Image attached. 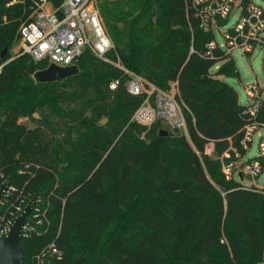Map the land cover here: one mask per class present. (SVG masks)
<instances>
[{
	"label": "trees",
	"instance_id": "obj_1",
	"mask_svg": "<svg viewBox=\"0 0 264 264\" xmlns=\"http://www.w3.org/2000/svg\"><path fill=\"white\" fill-rule=\"evenodd\" d=\"M99 9L116 43L111 59L162 89L177 81L192 113H186L187 135H160L159 122H131L141 97L128 93L122 70L89 50L78 59L77 74L55 82L33 79L46 61L25 54L10 59L0 71V185L16 188L1 211L8 217L35 196L47 205L48 219L40 234L23 235L24 264H37L36 255L51 242L61 251L51 264H71L79 252L82 264H264V193L227 180L220 158L205 151L212 142L217 154L227 151L234 159L231 149L252 122L222 79L237 75L234 60L220 50L205 55L211 36L186 14L183 0H99ZM156 11L160 23L153 20ZM20 24L0 23V51L7 50L0 61L11 58ZM119 24L127 35L123 46ZM159 46L167 50L163 61ZM115 78L120 83L111 90ZM24 117L34 126L21 122ZM138 132H144L142 146H118ZM129 201L127 215L122 207ZM119 218L122 227L99 250Z\"/></svg>",
	"mask_w": 264,
	"mask_h": 264
},
{
	"label": "built area",
	"instance_id": "obj_2",
	"mask_svg": "<svg viewBox=\"0 0 264 264\" xmlns=\"http://www.w3.org/2000/svg\"><path fill=\"white\" fill-rule=\"evenodd\" d=\"M0 2L8 9V13L0 14V23L21 20L18 39L14 43L17 50L11 58L0 61V71L10 59L24 54L34 62L46 61L45 67L49 64L60 67L77 65L83 52L89 50L96 58L122 70L128 76L124 83L128 93L141 97L142 101L133 112L131 122L143 127H150L159 122L161 129L168 132L179 131L187 135L186 113H190L191 116L192 113L179 96L177 81H172L169 88L162 89L144 76L125 68L118 57L113 60L108 56L115 47L105 31L99 0H0ZM183 2L186 14L196 20L202 32L211 36L205 45L207 57L212 58L215 50H220L232 58L234 51L249 55L260 48L263 52L264 68V8L260 4L253 0H183ZM231 17L235 21L222 32L223 43L218 44L215 40V31L225 27ZM192 51L190 48V52ZM1 58L3 56L0 54V60ZM119 83L120 80L115 78L109 82L108 87L114 90ZM246 94L249 98L246 111L252 122L243 128L240 145L236 149L231 147L234 159L227 163L223 162L221 169L227 180H236L241 188L264 193V181L258 182L264 172V120L258 119L261 109H264L262 99L264 79L261 82L257 79L249 82L246 85ZM259 128H262L263 132L259 136L258 155L246 159L252 136ZM227 154L226 151L225 155ZM4 182L7 186L0 198L1 236L8 234L17 217L16 214L25 201L17 205L14 211L11 210L7 217L6 211L2 212L1 209L5 206L9 193L16 187L13 183ZM46 210L47 205L42 199L35 198L28 216L29 223L24 227L23 235L40 234V226L48 224ZM60 257L61 251L51 242L36 255V261L37 264H51Z\"/></svg>",
	"mask_w": 264,
	"mask_h": 264
},
{
	"label": "rangeland",
	"instance_id": "obj_3",
	"mask_svg": "<svg viewBox=\"0 0 264 264\" xmlns=\"http://www.w3.org/2000/svg\"><path fill=\"white\" fill-rule=\"evenodd\" d=\"M253 1L260 4L264 8V0H253ZM158 13L159 12L156 11V15L153 17V20L156 21L157 23H160L161 18L157 16ZM234 21H235V19L233 17H231L229 19V21L226 23L225 27H221L220 31H218V30L215 31V40L218 44L223 43L222 32L225 31L227 27L232 26ZM118 26H119V28H118L119 31L121 29L124 30V32H122V34H120V40H119V44H118V46H123V42L126 40V37H127L126 30L123 28V26L121 24H119ZM108 36L111 39V41L113 42V44H116L115 41L112 39V37L109 34H108ZM16 50H17V46L14 44L10 49V54L13 55L16 52ZM156 52H157V54H159L158 58L160 59V61H163L166 54H167L166 47L165 46H159L157 48ZM262 56H263V52L260 48L255 49L253 51V53L249 54V55L241 54L238 51L232 52V58H233L234 63H235L237 75L234 77H222V79L225 82H227L234 89V91L237 94V99H238L239 104L246 105L249 102V98L246 94V85L249 82H254L256 79L259 82L263 81V79H264V68H263ZM143 58H145L148 61L147 57H143ZM216 68H217V65H214L211 68V71L214 72L216 70ZM169 86H170V84H169ZM262 99L264 100V95L262 96ZM35 118H37V117H35ZM21 122H23L27 127H33L34 126V123L31 121L30 117L22 118ZM262 132H263L262 128H259L253 134L252 141H251V144L249 146V150L246 152V155H245L246 159L253 158V157H256L258 155L259 136H260V134H262ZM144 142H145L144 132H138L137 134L129 135L128 137L120 140L118 146L119 147L126 146L129 143H134L137 146H142V144ZM234 149H236V148H234ZM205 151L210 156H213V158H220L221 167H222L223 162L227 163V162H230L232 160L229 153L227 155H225V152H223L220 155L217 154L214 151V144L212 142L208 143L205 146ZM231 153L233 154L232 150H231ZM263 181H264V172L260 176L258 182L262 183ZM132 198H134V196L131 197V200H132ZM29 200H30V198L25 200L22 203L21 209L16 214V216H18L23 211L24 206L28 203ZM129 205H130V201L127 202L124 207H122V210L124 212H126V208H128ZM126 213L128 215V211ZM122 224H123V221L121 218L115 219L111 223L108 231L104 235L102 245H101V248L99 250H102V251L105 250V247H106V244H107L109 238L112 236V234L117 232V230L119 228L122 227ZM126 233L129 236L130 231H126ZM78 255H82L85 257L84 253H82V252H79L78 254L76 253L75 257ZM100 256H106L107 258H109L107 253L100 254Z\"/></svg>",
	"mask_w": 264,
	"mask_h": 264
},
{
	"label": "water",
	"instance_id": "obj_4",
	"mask_svg": "<svg viewBox=\"0 0 264 264\" xmlns=\"http://www.w3.org/2000/svg\"><path fill=\"white\" fill-rule=\"evenodd\" d=\"M6 53V48L1 51V56H4ZM79 68L77 65L60 67L55 64H49L43 69L36 70L33 73V79L36 82H55L61 81L67 77L77 74ZM34 116L37 117V113H34ZM106 118H103L100 123L104 124ZM160 135H167L168 131L165 129H160ZM7 186L6 182H3L0 185V198L3 195V192ZM35 196H33L29 202L25 205L23 212L18 215L6 236L0 235V264H24L22 260L21 253V240L23 237V229L29 223L28 216L31 213L32 205L34 202ZM83 256L79 255L74 258L71 264H82Z\"/></svg>",
	"mask_w": 264,
	"mask_h": 264
}]
</instances>
